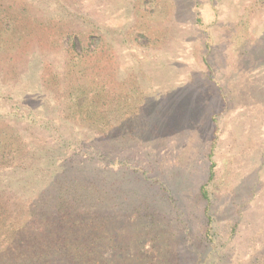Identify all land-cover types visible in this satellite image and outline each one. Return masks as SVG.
<instances>
[{"label":"rangeland","instance_id":"obj_1","mask_svg":"<svg viewBox=\"0 0 264 264\" xmlns=\"http://www.w3.org/2000/svg\"><path fill=\"white\" fill-rule=\"evenodd\" d=\"M0 264H264V0H0Z\"/></svg>","mask_w":264,"mask_h":264}]
</instances>
